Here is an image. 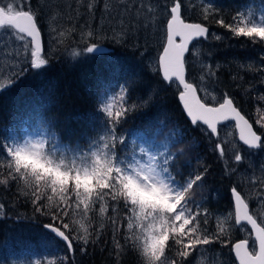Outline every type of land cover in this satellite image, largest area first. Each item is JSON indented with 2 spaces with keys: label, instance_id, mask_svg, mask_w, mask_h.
Returning <instances> with one entry per match:
<instances>
[{
  "label": "snow or ice",
  "instance_id": "obj_1",
  "mask_svg": "<svg viewBox=\"0 0 264 264\" xmlns=\"http://www.w3.org/2000/svg\"><path fill=\"white\" fill-rule=\"evenodd\" d=\"M169 2L170 7H166L170 18L166 24V42L158 58V69L164 82L177 84L178 99L191 125L204 128L210 139H219L218 126L234 121L239 140L244 145L249 149H264V135L258 134L232 97L225 93L222 102H206V99L215 101L216 98L186 78L189 45L194 40L207 37L209 29L202 23H188L183 19V0ZM105 7L107 9L108 6ZM87 8L91 12L94 3H89ZM213 14L220 15L209 0L204 6V20ZM231 20L228 23L221 17L215 23L236 38L244 37L252 43L264 44V14L256 17L252 13L238 11ZM0 30L14 39L18 38L24 52L30 54L32 69L39 70L49 64L43 55L41 28L36 12L30 7V0H0ZM64 35L60 33V36ZM81 39L87 42L100 37L89 28L81 32ZM215 39L221 37L216 36ZM109 51L98 42L86 43L82 50L73 49L70 55L73 58L83 54L100 57ZM202 67L207 70L200 77L201 82L205 76L211 78L215 75L211 65ZM260 71H264V67ZM136 75L139 73L125 72V86L120 88L121 104L118 108L114 107V100H110L101 105L97 114H90L95 135L88 137L86 147L63 145L52 130L53 123L42 117H37L31 129L34 134L0 139V185L16 184L37 213L50 216L52 222L44 224L43 228L53 239L61 242L69 254L56 259H37L35 264H70L75 246L81 242L87 245L91 239L86 222L97 209L99 215L111 223L114 237L126 224L128 235L124 238L131 242V248L138 252L143 264H186L190 255L201 246L221 241L230 246L238 264H264V217H258L249 210V204L237 186L230 189L234 223L244 228L250 226L251 250L249 238L234 244L225 238L227 217L219 220L215 233L208 232V210L203 208V200L195 198L196 189L203 186L208 169L205 167L198 174H189L188 178H184L177 169V161L185 155V147H178L184 141L182 130L173 129L165 135V123L156 119L150 121L158 127L148 141L138 140L144 136L143 132H133L130 142L124 135H118L117 127L142 106L128 104L126 96L129 89L135 92L138 87L147 96L143 104L153 100L155 89L151 83L130 79ZM11 83V79L0 82V90ZM201 92L205 99L201 98ZM260 99L264 100V97ZM255 124L264 132V114ZM24 131L28 133L27 128ZM214 150L221 158L224 157L223 143H215ZM233 158L237 164L244 160L238 151ZM260 199L264 201V196ZM45 200L47 206L43 207ZM3 208L4 205L0 204V210ZM110 211L115 215L108 216ZM71 217L79 219L64 222ZM74 224L79 225L76 235H73ZM121 247L117 241L115 248L119 250Z\"/></svg>",
  "mask_w": 264,
  "mask_h": 264
},
{
  "label": "trees",
  "instance_id": "obj_2",
  "mask_svg": "<svg viewBox=\"0 0 264 264\" xmlns=\"http://www.w3.org/2000/svg\"><path fill=\"white\" fill-rule=\"evenodd\" d=\"M184 2L185 11L182 13L185 19L203 23L209 29L208 36L195 42L194 47L200 45L205 58L216 65V74L212 79L216 78L217 89L223 95L227 93L232 97L236 105L253 122L249 111L251 102L255 101L256 97H264V71H260L264 64V44L255 43L254 46L247 38H236L227 29L216 24L215 20L223 17L226 22L231 23V17L242 8L252 4L264 7V0H211L220 15H210L208 20H204L203 10L209 0ZM30 7L36 12L43 33V18L47 16V8L40 0H30ZM218 34L221 35L219 40L215 39ZM194 47L187 55V76L188 80L196 83L190 65V59L195 52ZM108 49L109 53L104 56L93 57L92 54H84L75 60H71L67 50L68 54L51 57L49 64L44 68L23 70L11 84H6L5 89L0 90V139L5 136L23 135L24 127L28 123L36 122L37 117H42L53 123L52 130L57 133L63 145L79 144L86 147L88 137L95 135L92 131L90 114H97L101 105L107 103L110 96L119 94L121 86H125L126 71L139 73L130 79L150 82L155 89L152 93L153 100L143 104L147 96L139 91L138 87L135 92L129 89L126 98L128 104L142 106L129 114L118 126L117 133L140 131L151 139L158 125L151 124L150 121L156 119L165 123L168 132L173 129L182 130L186 141L199 144L200 158L205 165L196 167L198 172L204 171L205 167L208 169L204 180L205 186L209 191L208 194L216 201H210V206L204 204L203 208L215 211L214 215L224 208H228L225 212H232L230 189L236 185L233 181L228 182V172L224 174L222 163L211 150L212 141L204 128H194L188 120L178 99L177 84L169 85L164 82L159 70L151 69L139 50L113 45L108 46ZM77 76H82L79 81L75 80ZM258 105L264 106L262 103ZM186 161L188 160L183 162ZM190 163L177 167L184 178H188L189 174H196L192 159ZM218 168L223 175H218ZM229 170L234 171L232 167ZM177 179L181 177L177 176ZM215 193H219V196L216 197ZM0 204L4 205L0 210V247L3 245L7 248L11 247L9 244L14 241L15 246H22L23 251H28L30 254L40 253L44 248L40 245L41 237L28 225L37 224L38 227L43 228L44 224L52 222L50 216L37 213L30 200L22 194L21 189L18 193L15 188L1 189ZM46 206L45 200L43 207ZM122 214L123 211L120 213L121 217ZM14 222L23 225L22 234L16 233V228L12 227ZM106 222L109 223L107 220ZM227 224H231L235 229L233 220L231 223L227 221ZM100 227L90 231L91 239L87 245H83L84 251L76 248L72 254L77 264H143L138 252L131 248V242L124 238L128 233L123 231L122 236L114 237L110 234L107 236V231L103 228L101 229L103 234L99 232L97 236L96 229ZM44 230L43 228L41 233L51 235ZM25 237L32 238L28 240L24 239ZM238 237L239 234L233 231L230 242ZM117 241L122 246L119 250L115 248ZM58 243L62 244L59 241ZM54 248L52 246L49 248L52 249L53 259L63 256L60 250L55 253ZM70 264H72L71 259Z\"/></svg>",
  "mask_w": 264,
  "mask_h": 264
},
{
  "label": "rangeland",
  "instance_id": "obj_3",
  "mask_svg": "<svg viewBox=\"0 0 264 264\" xmlns=\"http://www.w3.org/2000/svg\"><path fill=\"white\" fill-rule=\"evenodd\" d=\"M184 1L187 2V0H183V5H185ZM6 2H11V0H6ZM40 2L45 4L47 8V16L43 18L44 29L42 33L45 46L43 55L46 59L49 60L51 57H60L63 54H68L67 50H69V53L73 49L82 50L86 46V43L98 42L106 48L110 45H114V47L127 46V48L131 50H139L147 65L153 70L158 69V57L166 40V24L167 20L170 18L167 14V7H170L169 0H40ZM89 3H94V8L91 12H89L87 8ZM106 5L108 6L107 9L105 7ZM150 8L153 9V11H149ZM183 11H185V8H183ZM240 12H244L245 14L252 13L254 16L258 17L264 14V7L252 4L242 8ZM89 28L100 37L99 40L93 39L85 42L81 39V32L87 31ZM61 32L65 33V35L60 36ZM216 36L221 37L219 34ZM253 45L256 46L255 43H253ZM194 48L195 52H193L192 58L190 59V65L194 79L197 81L196 84L198 87L207 89V91L216 98L215 101L206 99V102H221L223 94L217 89L215 84L216 78L214 77L212 79L213 76L211 78L205 76L203 82L200 80V77L204 76L207 70L202 66L211 65V70L215 73L216 65L205 58L200 50V45ZM17 53H19V56H17ZM83 55L77 56L76 58L71 56V60H75ZM262 65L264 67V64ZM28 69H31L30 54L24 52L18 38L14 39L12 36L5 34L3 30H0V82H6L8 79L13 80L17 76L16 73L20 74L23 70ZM80 77L82 76H77L75 80L79 81ZM201 94L203 99H205L204 94L202 92ZM119 95L120 92L119 94L110 96L108 99V102L114 100V107L117 108L121 104ZM261 103L264 104V101L256 97V100L251 102L249 111L257 131L264 135V132H261L259 126L255 124V121L260 118V115L264 114V106L258 105ZM34 124L35 122L28 123L24 127V130L25 128L28 129V133H25L23 130V135L34 134L31 133ZM116 130L118 131V129ZM218 131L220 138L210 139V141H212L211 150L220 163H222L221 167L224 174L228 172V182L233 181L235 183L242 195L245 196L251 208V212L254 215L264 217V201L260 199L261 196H264V149H249L248 146L244 145L238 138L234 122L222 125ZM132 133L133 132H123L122 134L118 133V135H124L130 142ZM167 133L168 131L165 126L164 134L166 135ZM160 139H163V137H160ZM138 140L148 141L150 138L144 133V136L138 137ZM215 143L224 144L225 155L223 158L220 157L219 152L214 150ZM189 145L191 146L190 148L188 147ZM130 147H132L131 144ZM178 147H185V155L179 158L177 167L180 168L185 163H190V159H192L194 162L192 166L196 170V174H198L199 172L196 167L199 165L203 167L205 165V163H202L203 159L200 158L199 144L184 139L183 144ZM237 151L244 157V160L240 164H237L233 158ZM185 160L188 161L184 163L183 161ZM230 167L234 169L233 172H230ZM218 171L219 176L223 175L219 168ZM10 188H15L17 193L20 192L21 189L15 184H10L8 186L0 185V190H9ZM208 193L209 191L204 181L203 186L196 189L195 198L198 201L203 200V205L210 206V201L215 202L216 199ZM6 195L9 197L7 193ZM214 195L218 197L219 193H215ZM229 199H232V196H230ZM207 210L209 213L208 221L213 222H208L207 224V230L210 234L216 232L219 220L227 217L229 223H231V220L234 222V204L233 211L229 213L225 212L228 208L220 210L221 212L216 215H214L215 211L210 209ZM112 214L113 213L110 211L108 216H112ZM210 214H212V216H210ZM122 215H124V213ZM77 219H79V217H71L65 221L69 223L70 220ZM106 220L109 221L106 217L100 216L97 209L95 215L90 214L86 226L89 227V232H92L95 227H100L101 224L107 231V236H109V234L114 236L113 227L111 223H107ZM225 226L228 228L225 238L229 241L231 240L233 231L239 234V237L231 244H234L235 241L241 238H249L251 245L249 226L244 228L235 225V229L232 228L233 226L231 224L226 223ZM12 227L16 228L17 234H22V224L14 222ZM28 227L39 233L41 237L40 245L44 247L42 251L40 253L35 252L30 254L28 251H23L22 246H15V242L13 241L9 244L11 247L7 248L6 245L0 247V264H35V260L37 259H53L52 249L49 250L51 246L53 248L55 247V253L60 250L63 256L69 255L64 245L59 244L51 235L48 236L45 232L41 233L43 230L42 227H38L37 224H29ZM73 229V235H76L79 230V225L74 224ZM96 231L103 234L101 227L96 229ZM123 231L128 233L127 228H125L116 233V235L122 236ZM29 238L32 237H25L24 239L29 240ZM52 244H54V246ZM83 245V243H79L78 246L75 247L80 250L83 248ZM215 248L217 250H215ZM70 259L72 264H77V260L73 255L70 256ZM186 264H238V262H236L235 255L230 250L229 246H225L221 241L214 242L212 245L201 246L199 250L190 255Z\"/></svg>",
  "mask_w": 264,
  "mask_h": 264
},
{
  "label": "water",
  "instance_id": "obj_4",
  "mask_svg": "<svg viewBox=\"0 0 264 264\" xmlns=\"http://www.w3.org/2000/svg\"><path fill=\"white\" fill-rule=\"evenodd\" d=\"M182 17H183V19L186 21V22H188V23H200V22H195V21H190V20H187V19H185V17L183 16V14H182ZM203 24V23H202ZM206 26V25H205ZM207 27V26H206ZM41 39H42V44H43V52H44V42H43V36H42V32H41ZM200 39H202V38H199V39H197V40H194V41H192L191 43H190V45H189V53L191 52V50H192V48H193V45H194V43L195 42H197L198 40H200ZM165 42H166V40H165ZM162 51H163V47H162V50H161V52H160V54L162 53ZM189 53H187L186 54V59H187V55L189 54ZM159 54V55H160ZM159 58V57H158ZM187 79H188V76L186 77ZM189 82H192V81H190L189 80ZM193 83V82H192ZM194 84H196V83H194ZM200 95H201V98L203 99V97H202V94L200 93ZM222 102V101H221ZM234 103H235V101H234ZM180 104H181V102H180ZM235 105H236V103H235ZM182 106V105H181ZM236 107H238L237 105H236ZM239 108V107H238ZM240 109V108H239ZM240 111L242 112V114H244L243 113V111L240 109ZM186 114V113H185ZM245 115V114H244ZM187 116V115H186ZM245 117L249 120V122L250 123H253L246 115H245ZM188 118V117H187ZM189 119V118H188ZM231 122H234V121H231ZM229 123V122H228ZM235 123V122H234ZM227 124V123H226ZM223 125H225V124H223ZM220 126H222V125H219L218 126V130L220 129ZM253 128L257 131V129L255 128V126H254V124H253ZM258 132V131H257ZM237 133H238V130H237ZM258 134H261V133H259L258 132ZM262 135V134H261ZM238 138H239V133H238ZM242 142V141H241ZM249 210L251 211V208H250V206H249ZM250 227V226H249ZM242 239H245V238H241V239H239V240H242ZM238 241V240H237ZM237 241H235V242H237ZM234 242V243H235ZM249 250H251V245H250V241H249ZM238 262V261H237Z\"/></svg>",
  "mask_w": 264,
  "mask_h": 264
},
{
  "label": "bare ground",
  "instance_id": "obj_5",
  "mask_svg": "<svg viewBox=\"0 0 264 264\" xmlns=\"http://www.w3.org/2000/svg\"><path fill=\"white\" fill-rule=\"evenodd\" d=\"M42 36H43V34H42ZM93 40V39H92ZM43 42H44V39H43ZM114 46V45H113ZM192 51V50H191ZM44 52H45V46H44ZM189 120V119H188ZM190 121V120H189Z\"/></svg>",
  "mask_w": 264,
  "mask_h": 264
}]
</instances>
